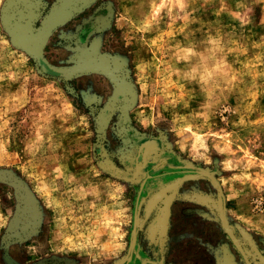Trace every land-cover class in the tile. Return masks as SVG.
Segmentation results:
<instances>
[{"label":"rangeland","instance_id":"1","mask_svg":"<svg viewBox=\"0 0 264 264\" xmlns=\"http://www.w3.org/2000/svg\"><path fill=\"white\" fill-rule=\"evenodd\" d=\"M58 1L0 0V264H264V0H73L67 80Z\"/></svg>","mask_w":264,"mask_h":264},{"label":"water","instance_id":"2","mask_svg":"<svg viewBox=\"0 0 264 264\" xmlns=\"http://www.w3.org/2000/svg\"><path fill=\"white\" fill-rule=\"evenodd\" d=\"M72 1L73 0H59L50 10L35 34H32L31 27L28 23L16 24V27L13 29L14 40L20 44L28 46L34 56L40 74L58 80H67L78 75L92 72H105L107 68L106 61L102 57H85L79 64L68 69L52 67L48 65L43 58L42 49L47 36L61 22L65 10ZM126 93L127 88L125 84L122 81L117 80L115 96L103 108L98 117L100 129L104 128L114 108L125 98ZM22 221L23 214L19 213L12 225V231L17 235L20 234Z\"/></svg>","mask_w":264,"mask_h":264}]
</instances>
